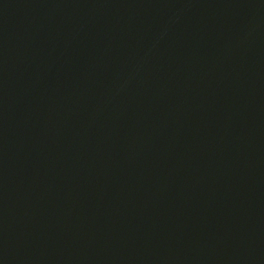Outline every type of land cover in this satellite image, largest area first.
Instances as JSON below:
<instances>
[{
	"label": "water",
	"instance_id": "1",
	"mask_svg": "<svg viewBox=\"0 0 264 264\" xmlns=\"http://www.w3.org/2000/svg\"><path fill=\"white\" fill-rule=\"evenodd\" d=\"M0 264H264V0H0Z\"/></svg>",
	"mask_w": 264,
	"mask_h": 264
}]
</instances>
